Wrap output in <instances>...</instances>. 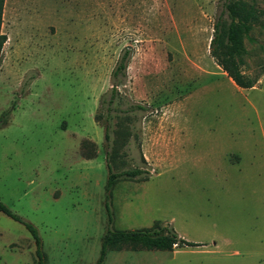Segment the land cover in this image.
Masks as SVG:
<instances>
[{
	"label": "rangeland",
	"instance_id": "374dc122",
	"mask_svg": "<svg viewBox=\"0 0 264 264\" xmlns=\"http://www.w3.org/2000/svg\"><path fill=\"white\" fill-rule=\"evenodd\" d=\"M244 1L263 12L248 90L210 55L227 0H4L0 201L22 222L0 212V264H40L26 223L43 264H98L109 229L156 222L200 246L125 245L101 264H264V0ZM106 125L126 128L115 172L144 171L108 205Z\"/></svg>",
	"mask_w": 264,
	"mask_h": 264
},
{
	"label": "trees",
	"instance_id": "16d2710c",
	"mask_svg": "<svg viewBox=\"0 0 264 264\" xmlns=\"http://www.w3.org/2000/svg\"><path fill=\"white\" fill-rule=\"evenodd\" d=\"M4 0H0V29L2 23V11ZM263 14L254 5L248 4L244 0H227L224 4V9L219 15L217 22L214 25L213 38L210 43V55L215 60L216 64L227 74V76L240 89H252L257 84L258 80L249 77L243 72L245 65L244 56L246 49L244 39L252 31L255 24L260 20ZM6 41V36L0 33V51ZM129 52L119 60L116 69L112 73L114 80H120L126 77ZM1 65V60H0ZM119 84H114L111 90V99L109 104L115 102L118 95ZM138 110H145L143 107H137ZM108 111H112L108 107ZM109 116V114H108ZM122 117L128 119L127 111L124 110ZM123 126L125 125L122 123ZM126 128L119 126L118 130L111 132V126L105 127V140L108 142L109 149L106 153V161L109 168V176L107 179V205L112 198V193L115 185L121 179H134L142 175L144 171L125 170L115 172V167L118 166V147L119 139L115 136L121 133V140L124 142L126 137L122 134ZM0 212L7 215L11 219L22 222L21 218L15 215L3 202L0 201ZM112 222L110 221V225ZM25 227L31 233L37 246V255L40 258V264H43V253L41 252V240L37 230L30 224H25ZM133 248H145L148 250L173 251L174 247H198L199 244L190 243L179 237L175 231L169 226H163L159 222L153 224L149 228H141L137 230H116L109 229L102 239V247L98 264H101L107 253L110 250L120 249L123 246Z\"/></svg>",
	"mask_w": 264,
	"mask_h": 264
},
{
	"label": "bare ground",
	"instance_id": "6f19581e",
	"mask_svg": "<svg viewBox=\"0 0 264 264\" xmlns=\"http://www.w3.org/2000/svg\"><path fill=\"white\" fill-rule=\"evenodd\" d=\"M232 81V80H231ZM233 82V81H232ZM234 83V82H233Z\"/></svg>",
	"mask_w": 264,
	"mask_h": 264
}]
</instances>
